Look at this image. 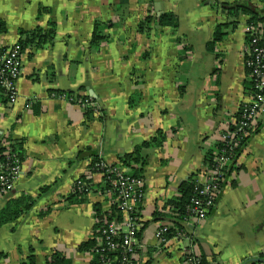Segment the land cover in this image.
<instances>
[{
	"label": "crops",
	"instance_id": "obj_1",
	"mask_svg": "<svg viewBox=\"0 0 264 264\" xmlns=\"http://www.w3.org/2000/svg\"><path fill=\"white\" fill-rule=\"evenodd\" d=\"M236 1L264 9V0H0V63L24 38L21 30L55 29L52 40L25 47L17 100L0 94V139L18 142L22 157L15 188L0 193V213L10 203L29 205L0 226V264L30 255L51 264L55 251L69 264H95L97 255L81 245L96 241L100 216L118 200L102 192L92 161L119 163L159 132L162 142L146 148L144 165L134 168L145 181L134 257L137 264H185L189 240L173 235L163 245L156 233L173 226L169 202L187 179L205 180L206 157L217 155L249 101L250 16H229L224 7ZM165 13L177 17V27L159 22ZM96 23L105 25L98 44ZM219 24L225 34L211 45ZM259 25L263 33L264 20ZM64 91L91 96L92 111L60 97ZM254 125L214 208L184 223L193 225L184 234L194 251L213 264H264V113ZM82 177L94 191L75 201Z\"/></svg>",
	"mask_w": 264,
	"mask_h": 264
},
{
	"label": "built area",
	"instance_id": "obj_2",
	"mask_svg": "<svg viewBox=\"0 0 264 264\" xmlns=\"http://www.w3.org/2000/svg\"><path fill=\"white\" fill-rule=\"evenodd\" d=\"M260 25L249 24V39L244 48L246 65L250 77L251 92L249 101L240 108V117L236 119L233 133L224 132L222 149L214 158V167H209L205 180H196L194 195L187 207L188 217L184 223L191 220L205 219L216 204L218 193L221 190L223 174L221 169L226 163L236 159V150L247 141L255 130L256 117L264 113V43ZM23 72V49L17 42L9 47L0 63V87L2 94L9 103L17 100L19 92L17 80ZM59 96L75 102L83 109L94 105L91 96L76 95L60 92ZM95 171L101 175L103 184H108L107 193L116 194L119 206L125 210L126 216L123 225L113 220L107 221L100 228V238L92 252L101 257L100 264H137L134 257L138 241L134 237L138 230L139 217L133 215L136 208L142 203L145 195V181L141 176L132 175L125 168L99 159L94 164ZM22 174V157L18 150L10 145L0 157V193L7 194L15 188L16 181ZM82 179L76 182L74 190H84ZM169 226H161L156 237L165 245L170 237L167 236ZM176 238H186L188 245L182 244L183 261L185 264H200L201 258L194 251L191 244L192 237L182 231L174 234Z\"/></svg>",
	"mask_w": 264,
	"mask_h": 264
},
{
	"label": "trees",
	"instance_id": "obj_3",
	"mask_svg": "<svg viewBox=\"0 0 264 264\" xmlns=\"http://www.w3.org/2000/svg\"><path fill=\"white\" fill-rule=\"evenodd\" d=\"M226 5L224 7H226L228 9L227 11H228L229 16L233 17L235 15L242 14V13L249 14V16H250L249 24H253V25L257 26V25H259V23L261 21L264 20V9H262V10L256 9L255 7H253V5H251L248 2L236 1L234 3L228 4L227 6ZM151 20H152L151 17L146 18V22H148V21L150 22ZM159 22L162 24L173 25V27L178 26L177 17H174V15L171 13L162 14L159 17ZM223 25L224 24L217 25L213 40L210 43L211 45L217 41H220L223 38V36L225 34V32L223 30ZM104 26H105L104 24L101 25L100 23H96L95 31L93 34V42L95 44H98L99 42H101L105 38V36L103 35ZM0 28L4 29V24L1 22H0ZM54 32H55V29L52 26L47 28V29L37 27L33 30H21V34H23L24 38L19 40L18 43L21 45V47L24 51L25 47L28 44L42 45L46 41L52 40L53 36H54ZM262 36L264 37V31L262 33ZM263 43H264V39H263ZM0 94H2L1 87H0ZM89 108L90 107L86 108L87 112L92 111L91 109L89 110ZM239 117H240V113H238L237 119H239ZM234 128L235 127L233 124L225 132L229 131V133H233ZM160 134H162V132H159V134L152 137L151 139L145 140L141 144L137 145L133 151L121 155L119 163H113V164L119 165L120 167L125 168L127 170V172L132 174V175L140 176V174L138 173V170L134 169L135 165H137V166L138 165H141V166L144 165V162L147 158V155L145 153V149L148 147H151V146H156L159 143H161L162 137L160 136ZM162 136H163V134H162ZM0 142H1L0 157H1V154L4 151V149H6L7 145H10L13 148H15L16 150H18L19 143L18 142L15 143L13 141V139H10L9 137L8 138L7 137L1 138ZM222 144H223V141L221 142V145L219 146L218 152L222 149ZM245 144H246V142L243 141L242 145L237 148L236 155H235L236 159H237L240 151L242 150V148L245 146ZM18 152H19V150H18ZM214 158H215L214 155L206 157L207 164L210 167H214ZM99 159H100L99 156H95V158L92 161L90 168L94 172H96L95 168H94V164ZM236 159H234L232 162L226 163V165L221 169L222 174H223L221 189L223 187V183L226 180V177L229 174L231 168H233V166H235L234 164H235ZM82 180L84 181V184H85L84 190H76L71 195V197L73 199H75V201L78 200L77 198L83 199V197H85V195H88L89 192L94 191L93 185L90 184V182L88 181V179L86 177H82ZM195 181L196 180L193 178H189L186 181H184L180 187V193L181 194L169 202L171 208L175 212V215H174L175 219L172 221L173 226H169V228L167 230V236H169V237L173 236L178 230L185 232V233L189 231V228L186 227V225H184V220L188 217L187 207L190 203L191 197L194 195ZM108 188H109L108 184H103V186L101 187V190H102V192H103V190H104V192H106V189H108ZM114 195L116 196L115 193H114ZM140 205H141V203L136 208L133 215L135 217H139V224L141 225L142 222L140 220V208H141ZM28 206H29L28 204L21 205L20 203H10L6 207V209L0 213V226L6 222L17 219L25 210H27ZM124 214H125V210L119 206V203L114 205V207L112 206V208L110 209V214L108 216H106V215H103V217L100 216L101 220L99 221L98 226H97L98 230L96 233V235H97L96 241L93 240L92 243H91V241L85 242L81 245V247L82 248L94 247L100 238V228L107 221H111V220H114V222L117 221L116 223H120L122 221L124 223V221H125L124 220ZM145 224H147V222H145ZM141 228L142 227L139 226L138 230L135 231V233H134V237L137 239V241L139 240L138 237L140 236ZM199 256L201 258L200 264H213V263L209 262L205 258V256H202V255H199ZM100 260H101V257L97 256L96 260L94 261L95 264H100V262H99ZM50 263L51 264H69L68 260L58 251H55L52 254V256L50 258ZM21 264H36V261H35L34 256L30 255L28 257V259L23 261Z\"/></svg>",
	"mask_w": 264,
	"mask_h": 264
},
{
	"label": "water",
	"instance_id": "obj_4",
	"mask_svg": "<svg viewBox=\"0 0 264 264\" xmlns=\"http://www.w3.org/2000/svg\"><path fill=\"white\" fill-rule=\"evenodd\" d=\"M92 94V93H91ZM93 95V94H92ZM94 96V95H93ZM188 225V228H193V225H191V224H187ZM189 233H191V234H193V231L192 230H189ZM260 261H263V260H260Z\"/></svg>",
	"mask_w": 264,
	"mask_h": 264
},
{
	"label": "bare ground",
	"instance_id": "obj_5",
	"mask_svg": "<svg viewBox=\"0 0 264 264\" xmlns=\"http://www.w3.org/2000/svg\"><path fill=\"white\" fill-rule=\"evenodd\" d=\"M246 44H247V43H246ZM246 44H245V46H246ZM244 48H245V47H244ZM245 65H246V61H245ZM246 68H247V65H246ZM80 179H82V178H80ZM78 180H79V179H78ZM78 180H77V181H78Z\"/></svg>",
	"mask_w": 264,
	"mask_h": 264
}]
</instances>
